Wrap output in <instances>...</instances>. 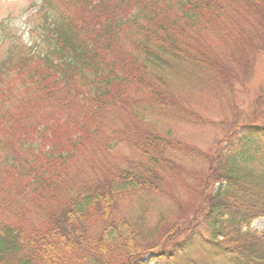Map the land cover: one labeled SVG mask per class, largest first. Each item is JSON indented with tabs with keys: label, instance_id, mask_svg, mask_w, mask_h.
<instances>
[{
	"label": "trees",
	"instance_id": "16d2710c",
	"mask_svg": "<svg viewBox=\"0 0 264 264\" xmlns=\"http://www.w3.org/2000/svg\"><path fill=\"white\" fill-rule=\"evenodd\" d=\"M59 2L66 12L39 0L35 38L13 66L17 107L0 112V264H197L193 252L264 264V229H251L264 219V124L236 126L210 155L148 125L132 146L124 140L135 156L124 167L84 182L75 169L128 90L145 95L137 117L162 116L173 100L161 74L177 62L222 76L220 55L264 33V0ZM176 154L200 162L192 210L162 212L150 226L148 203L117 217L124 197L159 195L178 180Z\"/></svg>",
	"mask_w": 264,
	"mask_h": 264
},
{
	"label": "rangeland",
	"instance_id": "374dc122",
	"mask_svg": "<svg viewBox=\"0 0 264 264\" xmlns=\"http://www.w3.org/2000/svg\"><path fill=\"white\" fill-rule=\"evenodd\" d=\"M54 1L61 8L59 0ZM39 4V0H0L2 113H13L17 107V96L23 85L13 66L19 54L26 51L24 46L29 47L30 40L35 38L34 34H29V30L40 23V16L33 14ZM250 38L249 45H245L246 49L241 54L229 51L220 55L224 66L222 76L178 62L173 71L162 73L166 90L173 100L172 106L162 116L148 114L144 118L137 117L135 112L139 103L145 100V95L135 92L136 90H128V95L121 100L124 103L122 108L102 119L99 135L80 157L75 168L78 182L100 180L118 167H124L125 160L134 159L133 152L125 145L124 140L132 146L139 130L146 129L148 125L156 133L198 149L205 155L212 154L219 141L236 126L244 123L263 125L264 107H254V103L257 97H264V33L260 38ZM186 110L190 115L191 112L194 113V120L188 117ZM255 111L256 117L253 114ZM114 142L118 144L116 148L107 151L105 145ZM173 159L183 167L179 171L178 180L169 177L163 188L165 192L159 195L138 194L124 197L118 205L117 217L139 216L143 205L148 203L149 213L145 218L150 226L162 212L180 217L192 210L195 204L191 190L195 188L193 172L201 168L200 162L182 154H176ZM1 165L0 162L2 171ZM251 229L261 232L264 229V219L253 222ZM188 258L198 262L197 264H222L219 261L205 260L196 252L189 253Z\"/></svg>",
	"mask_w": 264,
	"mask_h": 264
}]
</instances>
